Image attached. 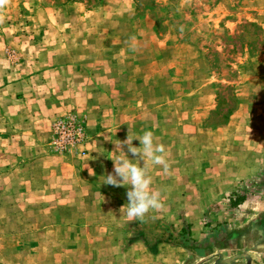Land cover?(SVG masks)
Returning <instances> with one entry per match:
<instances>
[{"label":"crops","instance_id":"obj_1","mask_svg":"<svg viewBox=\"0 0 264 264\" xmlns=\"http://www.w3.org/2000/svg\"><path fill=\"white\" fill-rule=\"evenodd\" d=\"M19 3L9 0L7 9L14 11ZM251 3V19L264 28V0ZM131 4L132 0H102L96 9L80 7L85 16L109 15L112 35L92 42L90 33H83L91 39L87 42L71 33L73 25L64 21V14H77L79 7L37 0L33 33L8 36L0 43L1 50L14 51L12 58L1 59L10 65L0 68V74L9 77L0 82V206L19 207L28 216L24 220L37 235L33 249L56 255V264H192V251L201 250L196 246L208 237V221L218 215L214 209L224 194L232 192L229 201L236 202L243 195L241 184L261 168V162L246 161L258 151L243 149L221 153L222 161L237 158L228 162L234 165L233 173L213 174L210 149L192 146L193 135L200 131L197 122L182 124L175 106L166 117L158 107L138 96L136 100L130 81L135 69L119 55L93 56L92 46L122 52L119 47L125 43L119 40L122 34H116L117 15L128 14ZM97 24L95 31L102 29L99 20ZM70 112L83 119L85 140L58 154L52 148L53 123ZM256 112L244 116L242 124L253 126L242 140L251 141L253 148L264 141V110ZM230 124L231 120L226 127ZM129 129L134 136L152 131L166 146L170 165L167 171L153 165L150 172L152 188L160 191L164 207L133 221L121 212L128 203V186L103 184L120 154L116 144L127 138ZM133 145L141 146L139 140ZM122 148L129 159H136L126 145Z\"/></svg>","mask_w":264,"mask_h":264},{"label":"rangeland","instance_id":"obj_2","mask_svg":"<svg viewBox=\"0 0 264 264\" xmlns=\"http://www.w3.org/2000/svg\"><path fill=\"white\" fill-rule=\"evenodd\" d=\"M45 1L79 7L77 14L74 10L64 14V21L73 25L71 33L82 40L83 33H90L92 42L112 35L108 14L107 18L82 15L80 7L96 9L102 0ZM35 5L37 0H20L14 11L7 5L0 10L1 44L8 36L33 33L38 22ZM131 5L128 14L117 15L118 23L123 16L121 24H116V34H122L119 40L125 43L119 47L122 52H114L111 46H92L93 56L119 55L135 69L130 81L136 100L139 97L148 106L158 107L166 117L175 106L182 124L197 122L200 131L193 135L192 146L210 149V162L217 169L212 168L213 174L233 173L234 165L228 162L237 158L222 161L221 153L255 149L261 155L255 152L254 158L250 154L246 160L261 162L256 175H249L239 188L246 199L232 205V192H228L215 207L218 215L208 221V237L196 246L201 250L192 251V264H264V141L255 148L251 141H242L253 129L242 126L244 116L247 119L256 110H264V28L251 19V0H132ZM98 20L102 29L95 31ZM85 40L91 42L88 37ZM1 48L0 68L4 70L10 64L1 59L12 58L14 51ZM8 79L0 74V82ZM240 104L244 105L241 109ZM230 120L232 124L226 127ZM195 130L192 126V134ZM239 141L242 144L236 146ZM20 211L12 205L0 206V264H56V255L33 249L37 235Z\"/></svg>","mask_w":264,"mask_h":264},{"label":"clouds","instance_id":"obj_3","mask_svg":"<svg viewBox=\"0 0 264 264\" xmlns=\"http://www.w3.org/2000/svg\"><path fill=\"white\" fill-rule=\"evenodd\" d=\"M8 3L9 0H0V10ZM134 140H139L141 146H134ZM123 145L127 146L128 153L136 157L135 160L129 159L123 151ZM116 150H119L120 154L113 159V172L103 177V184L114 187L128 186L126 193L128 203L121 208V212L126 214L129 221L143 220L150 212L159 211L164 207L160 191L152 188L153 179L150 172L153 165L162 166L165 171L168 170L170 165L166 146L158 142V138L152 131H144L142 135L134 136L129 129L127 138L116 144ZM89 171L91 173V170Z\"/></svg>","mask_w":264,"mask_h":264},{"label":"built area","instance_id":"obj_4","mask_svg":"<svg viewBox=\"0 0 264 264\" xmlns=\"http://www.w3.org/2000/svg\"><path fill=\"white\" fill-rule=\"evenodd\" d=\"M85 140L83 119L74 113L57 118L53 123L52 148L55 153L64 154Z\"/></svg>","mask_w":264,"mask_h":264},{"label":"trees","instance_id":"obj_5","mask_svg":"<svg viewBox=\"0 0 264 264\" xmlns=\"http://www.w3.org/2000/svg\"><path fill=\"white\" fill-rule=\"evenodd\" d=\"M253 24V23H252ZM237 198V197H236ZM246 199V197L244 195L239 196V199L236 200V202H232V205L237 206L238 204H241L244 200Z\"/></svg>","mask_w":264,"mask_h":264}]
</instances>
